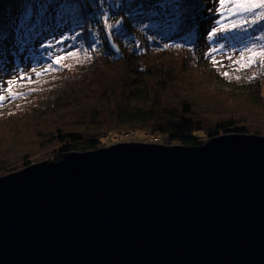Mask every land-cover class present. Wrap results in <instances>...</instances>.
Masks as SVG:
<instances>
[{
	"label": "trees",
	"instance_id": "16d2710c",
	"mask_svg": "<svg viewBox=\"0 0 264 264\" xmlns=\"http://www.w3.org/2000/svg\"><path fill=\"white\" fill-rule=\"evenodd\" d=\"M183 3L187 22L178 36L169 31L170 0H0V84L4 87L17 68L35 79L31 67L39 61L36 66L42 70L49 63L40 59L41 52L49 51L40 46L49 40L79 31L75 43L66 41L58 47L78 51L81 58V42L90 52L96 49L90 61L77 64L68 59L64 64L71 67L15 88L20 93L34 91L0 107V176L39 163L32 159L53 161L66 153L100 149L106 138L120 135L129 141L141 132L150 143L188 147L224 134L264 136V71L253 67L236 73L225 55L216 54L224 65L218 70L205 58L217 5L213 0ZM104 11L110 22L122 21L121 31L114 29L111 40L118 53L112 51L104 30ZM148 36L156 39L149 41ZM181 37L182 48H163L165 43L181 42ZM221 42L225 52H232L233 44L236 49L243 46ZM238 56L237 50L233 59ZM224 71L240 75L241 80L230 81ZM257 72L258 77L250 81ZM213 86L229 87L235 101L221 104L218 110L224 109L217 118L205 123L196 116L194 100L183 93L185 98L178 99V89L205 96ZM250 116L256 122L248 123Z\"/></svg>",
	"mask_w": 264,
	"mask_h": 264
},
{
	"label": "water",
	"instance_id": "95a60500",
	"mask_svg": "<svg viewBox=\"0 0 264 264\" xmlns=\"http://www.w3.org/2000/svg\"><path fill=\"white\" fill-rule=\"evenodd\" d=\"M0 264H264V136L119 142L0 176Z\"/></svg>",
	"mask_w": 264,
	"mask_h": 264
},
{
	"label": "snow or ice",
	"instance_id": "6c2138e0",
	"mask_svg": "<svg viewBox=\"0 0 264 264\" xmlns=\"http://www.w3.org/2000/svg\"><path fill=\"white\" fill-rule=\"evenodd\" d=\"M217 5L215 8V16L217 19L213 22V27L207 34V40L210 45V50L206 53L205 58L210 59L214 66L224 67L222 62L216 60V54H222L227 57L233 66V71L236 73L245 72L253 67L264 71V0H213ZM172 6V13H170L171 20L169 21V31L175 32L180 35L181 29L187 22V12L184 9L187 7L183 3V0H170ZM211 11V9H209ZM103 27L107 33L108 39L111 41L114 35V29L116 32L121 31V20H116L115 23L110 22L107 11L102 14ZM23 26V25H21ZM148 27V25H145ZM81 33L76 31L73 35H63L58 39L49 40L46 43L41 44V49H48L46 53L41 52L40 59H47L49 63L42 66V70H38L36 63L31 67V72L35 74V79L29 76L23 68H17L11 79H8L6 83L7 87L0 84V107L6 102L15 101L17 99H24L29 93H20L15 91L17 87H23L27 84H32L35 80H39L45 75H49L56 71H61L65 67H71L65 65L64 61L73 59L75 63H83L84 60L92 59V52H95V47L91 52L83 47L81 42V50L83 51V58H81L80 52L73 51L67 52L66 48L58 46L64 45L66 41L76 42L77 37ZM149 41L156 39L155 36H148ZM231 40L239 42L242 47L235 48L233 44L232 52H225V43L221 40ZM184 37H181V42L175 44L165 43L163 48H182ZM71 47V45H68ZM192 51L191 48L188 49ZM239 52V56L233 59V53ZM3 69L0 68V71ZM260 72H257L249 80L256 79ZM222 75L229 79L241 80L240 75H233L229 71H224ZM6 93V94H5Z\"/></svg>",
	"mask_w": 264,
	"mask_h": 264
},
{
	"label": "rangeland",
	"instance_id": "374dc122",
	"mask_svg": "<svg viewBox=\"0 0 264 264\" xmlns=\"http://www.w3.org/2000/svg\"><path fill=\"white\" fill-rule=\"evenodd\" d=\"M174 85L177 86V84H174ZM178 90L180 91V94L178 96V99L180 101L185 98L182 95V93L184 95L187 94L189 99L194 100L193 101V107L196 109V111H198L196 113V116L199 120H202L205 123H212L217 118V116L220 114V112L224 109L223 108L222 110H218V107L221 104H227L226 103L227 100L235 101V99H233L232 96L229 95L230 93H228V91H230L231 89L227 86H225V88H221V87H217V86L209 87L207 92L205 91L206 92L205 96L198 94L194 91L193 92H187L184 89H178ZM247 113H253V112H252V110H247ZM221 115H223V114H221ZM253 117L254 116H250V118L247 120V122L248 123L256 122V121H254L255 119ZM255 135H257V134H255ZM119 137L115 138V136H114V137L110 138L113 141H110L109 137L106 138L107 140L106 139L104 140L105 144L101 145L100 148L106 147V145L110 146L112 144H116L119 142H128L127 137L124 136L125 140L123 139V135H120ZM119 139L120 140L122 139V140L119 141ZM148 140H149V138L146 136V134L140 132L129 141H132V142H148ZM46 160H48V159L47 158H44L41 160L32 159V161H38V162H43Z\"/></svg>",
	"mask_w": 264,
	"mask_h": 264
},
{
	"label": "bare ground",
	"instance_id": "6f19581e",
	"mask_svg": "<svg viewBox=\"0 0 264 264\" xmlns=\"http://www.w3.org/2000/svg\"><path fill=\"white\" fill-rule=\"evenodd\" d=\"M150 143V142H149Z\"/></svg>",
	"mask_w": 264,
	"mask_h": 264
}]
</instances>
